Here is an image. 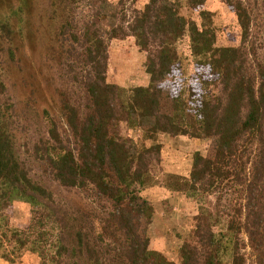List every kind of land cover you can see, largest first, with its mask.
Segmentation results:
<instances>
[{
    "label": "trees",
    "instance_id": "trees-1",
    "mask_svg": "<svg viewBox=\"0 0 264 264\" xmlns=\"http://www.w3.org/2000/svg\"><path fill=\"white\" fill-rule=\"evenodd\" d=\"M91 1L95 11L76 24L81 0H48L49 17L61 20V47L53 58L58 64L43 59L47 85L56 86L55 72L75 74L82 65L78 84L85 104L81 108L63 94L59 106L66 129L44 111L48 138L35 140L32 150L51 180L66 190L91 188L110 211L95 223L93 212L61 204L46 180L31 175L14 142L16 106L0 81V205L19 200L33 214L29 224L4 231L12 252L8 261L30 252L39 258L37 264H264V45L258 55L250 42V7L243 0H225L242 40L238 48H216L206 0H148L129 21L123 10L111 12L108 0ZM4 6L12 17L0 21V30L11 41L38 11L35 0H9ZM192 12H198L201 25ZM106 19L112 20L109 31L102 26ZM185 35L194 68L188 77L177 49ZM128 36L147 53L150 77L147 85L129 90L107 78V43ZM189 77L192 83L185 87ZM30 87L32 93L38 89ZM123 127L138 129L137 140L123 136ZM159 135L210 141L204 155L193 154L188 178L167 174L161 184L196 201L215 199L213 206H197L193 227L171 260L148 249L146 228L154 210L140 196L159 184L153 175L160 162L161 145L154 142ZM145 141L152 143L147 147Z\"/></svg>",
    "mask_w": 264,
    "mask_h": 264
},
{
    "label": "rangeland",
    "instance_id": "rangeland-1",
    "mask_svg": "<svg viewBox=\"0 0 264 264\" xmlns=\"http://www.w3.org/2000/svg\"><path fill=\"white\" fill-rule=\"evenodd\" d=\"M8 1L0 0V5H2L0 6V21L12 17L9 16L11 8L4 6ZM120 1L108 0L111 12L122 13L123 10L126 21H129L133 10L143 6L148 0H122V4H120ZM243 1L250 7V42L253 43L254 50L258 55L263 54L260 48L264 45V0ZM35 2V7L37 8L34 10L38 11L36 18L32 20L30 25L24 24L21 25V29L19 27V29L15 30V34L11 36V41L6 39V34L0 30V81H4L8 93L16 106L14 127L12 128V132L15 135L16 150L18 157L20 156L27 166L31 168V175L35 178L46 180L47 187L57 201L64 205L73 204L87 209L88 212H93L94 216L91 219L97 223L110 211V207L106 209L102 207L106 206V204H100V200L93 195L91 188L85 192L62 188L51 180V176L46 173L45 166L33 157V142L42 136L45 139L48 138L45 126L46 121L43 119L44 111L49 113L52 119L64 130L66 127L64 126L63 113L59 106L60 101L63 100L62 95L65 94L71 103L73 102L81 108L85 104L78 84L79 74L84 71L82 65H77L75 74H69L66 70L63 73L60 70L54 73L56 80L54 89L60 87L66 93L59 88L54 90L51 85H47L49 80L45 77L46 64L43 59H48L52 63L58 64L53 58L61 47L58 44V31L61 20H51V17H49V12L47 11H50L48 0H35ZM92 3L91 0H81L74 12L76 24H81V22L91 17L96 8V6L93 7ZM13 9H15V6ZM204 9L213 14L214 46L216 48H238L241 44L242 32L235 13L225 4V0H206ZM41 13L43 20L39 21ZM184 13H186L185 10L183 11ZM191 15H193L196 23L201 25L202 22L198 12H192ZM119 16L121 15L119 14ZM110 21L112 20L106 19L102 23V26L107 31L111 30V27L108 26ZM13 22L14 20H11V24ZM122 28L123 31L127 32L126 23L123 24ZM177 49L186 67L184 74L187 77L192 76L194 68L188 35H185L177 43ZM9 51H13V58ZM107 53V78L110 83H117L127 90L149 83L150 77L146 73L145 68L148 55L136 46L134 38L128 36L122 39L114 38L109 40ZM14 58L15 60L13 61L12 59ZM20 65L22 69L19 68ZM40 74L42 75L40 76ZM33 75L35 76L32 78ZM190 79L191 77L186 79L185 87L192 83ZM32 84H35L38 88L34 93L31 92L30 86ZM27 103L30 106L26 107ZM120 132L123 136L129 137L134 141L137 140L140 134L138 129L129 130L125 127L120 128ZM69 140L72 141L71 138ZM154 142L161 145L160 162L158 166H155L153 174L159 184L145 188L141 191L140 196L154 210L151 221L146 228V236L149 240L148 249L156 251L171 260L175 258L172 252L176 247L181 246L193 227L192 217L196 214L197 206L203 205L201 203H205L207 207L213 206L215 199L212 195L203 198L202 202L196 201L184 195L171 194L161 184L167 174L188 178L193 154L200 152L204 155L208 150L210 141H192L188 137L172 138L167 135H159ZM151 143V141H145L144 145L149 147ZM71 145V147H74V143H71ZM32 216L30 205L22 201L13 200L9 206L0 205V264H37L39 262V258L30 252H26L19 258L20 260L12 257L13 263L9 262L7 255L12 254L11 246L6 244V239L3 237V233L7 228L18 229L20 224L27 225L30 223ZM216 229L218 228L216 227ZM182 232L186 234V237L180 239L178 235H183L184 233ZM242 238L245 243L244 252L249 262H251L253 254L248 239L244 234H242Z\"/></svg>",
    "mask_w": 264,
    "mask_h": 264
}]
</instances>
